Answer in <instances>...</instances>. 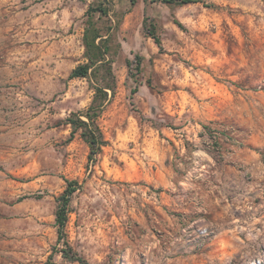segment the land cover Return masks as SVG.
<instances>
[{"label":"rangeland","instance_id":"1","mask_svg":"<svg viewBox=\"0 0 264 264\" xmlns=\"http://www.w3.org/2000/svg\"><path fill=\"white\" fill-rule=\"evenodd\" d=\"M67 180L87 264H264V0H0V264H80Z\"/></svg>","mask_w":264,"mask_h":264},{"label":"trees","instance_id":"2","mask_svg":"<svg viewBox=\"0 0 264 264\" xmlns=\"http://www.w3.org/2000/svg\"><path fill=\"white\" fill-rule=\"evenodd\" d=\"M165 3H177L179 5H188L197 3L200 0H163ZM97 38H91V32L89 30L85 35V46L89 54V61L92 65H96L98 57H100L101 50L97 45ZM156 43L160 46L159 39L154 36ZM90 66H80L76 69L71 78H85L88 76L90 71ZM99 118V111L95 107H90L86 111L74 114L71 118L67 120V123L72 126V138L75 137L77 133H81V136L85 139L86 143L90 148V154L88 160L91 164L97 161L98 156L101 154L103 147L107 145L104 140L103 134L97 125V120ZM82 189V184L78 181L67 180V188L64 193L59 197L58 210L56 212V225L58 229V244L64 243L66 250H61L60 253L63 255L64 259L70 260L72 262H78L80 264H87L82 258L77 255L70 254L73 253L69 242L67 241L66 228L69 221V207L73 196L77 191Z\"/></svg>","mask_w":264,"mask_h":264}]
</instances>
